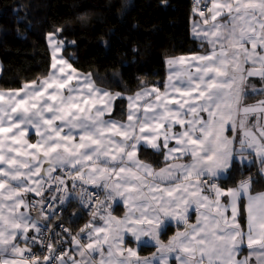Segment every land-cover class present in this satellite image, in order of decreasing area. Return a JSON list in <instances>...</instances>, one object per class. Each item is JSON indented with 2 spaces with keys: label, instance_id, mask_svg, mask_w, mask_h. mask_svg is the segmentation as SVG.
<instances>
[{
  "label": "snow or ice",
  "instance_id": "6c2138e0",
  "mask_svg": "<svg viewBox=\"0 0 264 264\" xmlns=\"http://www.w3.org/2000/svg\"><path fill=\"white\" fill-rule=\"evenodd\" d=\"M200 5L196 0L194 11L203 26L194 35L201 47L208 45L207 53L168 59L165 90L144 88L127 97L126 123L104 118L121 94L98 88L91 75L81 79L67 60L56 59L64 47L59 30L47 36L49 75L19 90H0V264H169V257L175 264H253V258L264 264V192L253 193L257 176H244L241 167L235 185L222 186L237 161L258 165L264 178V99L245 103L248 95L264 93L245 87L250 77L264 82V0H211L210 6L205 0L207 16ZM175 125L184 130L174 132ZM30 130L35 143L27 138ZM173 139L176 146L169 148ZM141 146L163 151L165 166L156 170L141 161ZM57 170H66L65 176ZM69 179L73 189L80 182L81 205L93 207L92 220L81 229L88 242L74 236L69 255L58 250L63 241L57 240L45 246L48 254L36 256L29 245L46 217L20 209L39 206L43 212L45 183L66 191ZM29 193L41 200L28 201ZM117 197L127 206L122 219L108 203ZM193 206L197 220L189 223ZM168 221L184 230L164 244L160 236ZM125 233L142 245L154 242L158 253L139 257L124 247ZM245 248L249 254L238 259Z\"/></svg>",
  "mask_w": 264,
  "mask_h": 264
},
{
  "label": "trees",
  "instance_id": "16d2710c",
  "mask_svg": "<svg viewBox=\"0 0 264 264\" xmlns=\"http://www.w3.org/2000/svg\"><path fill=\"white\" fill-rule=\"evenodd\" d=\"M194 9V0H129L128 5L122 0H0V89L19 88L48 75L52 56L47 36L57 30L65 43L64 55L91 73L98 85L126 95L152 85L162 88L169 58L208 51V45L201 47L191 34L190 23L198 16ZM86 12L92 14L86 23L76 19ZM126 115L127 99L121 97L113 116L124 120ZM140 157L154 165L164 162L163 153L151 148L142 147ZM245 164L237 161L232 178L222 186H234L244 167V176L259 180L253 193L264 191L258 165ZM76 207L71 201L66 218L79 227ZM240 222L245 228V220ZM174 229L169 225L163 237Z\"/></svg>",
  "mask_w": 264,
  "mask_h": 264
},
{
  "label": "crops",
  "instance_id": "0c3cea01",
  "mask_svg": "<svg viewBox=\"0 0 264 264\" xmlns=\"http://www.w3.org/2000/svg\"><path fill=\"white\" fill-rule=\"evenodd\" d=\"M194 2H195V7H196V0H194ZM204 2H205V0H201V5H202ZM207 2H208V4H209V6H210L211 0H207ZM131 3H132V0H130V4H131ZM200 10H202V9H200ZM203 11H205V15L207 16L208 14H207L206 10H203ZM196 12H197V11H196ZM197 14H198V12H197ZM198 26H203V21H202V18L199 16V14H198V16H197L196 18H193L192 21H191V23H190L191 34H192L193 37H195L194 32H195V30H196V28H197ZM57 40H58V41H63V40H61L59 37H57ZM63 42H64V41H63ZM48 43H49V42H48ZM64 46H65V43H64ZM49 47H50V50H51V56H52V48H51V45H50V44H49ZM63 49H64V47L61 49V51H60L59 53H57L56 59L58 60V59H60V58L62 57L63 59L67 60L68 63H70V64L72 65V67H73L74 69H76V71H77L78 73L81 74V79L83 78L84 75H91V79L94 81L95 85H96L98 88L105 89V90H107L108 92L113 93V94H116V93L121 94L120 96H118V97L112 102V109H113V111H112V113H111L110 115H105V117H104L105 119H109V118H110V119H114V120H118V121H121V122H125V123H126V122H127V115H126V118H125L124 120L117 119V118H115V117L113 116V112H114V108H115V103H116L117 99H119V98H121V97H126V99H127V97L135 95L137 92L142 91L144 88H149V89H151V88H158L161 92H163V91L165 90V86H166L167 83H168V76L170 75V69H169V65L167 64V77H166V82H165L164 87L160 88V87H158V86H154V85H152V86H147V87H144V88H141V89L137 90L136 92H134V93H132V94H127V95L124 94V93H122V92H120V91H113V90H110V89H108V88H106V87H102V86L98 85V84L96 83V81L94 80V77H93V75H92L91 73H86V72H83V71L79 70L78 68H76V67L72 64V62H70V60L64 55V53H63ZM206 53H207V51H206V52H194V53H188V54H180V55L175 56V57H172V58H177V57H180V56L191 57V56H193V55H202V54H206ZM172 58H169V59H172ZM52 62H53V56H52ZM52 62H51V64H52ZM2 68H3V66H2V63H1V60H0V76H1V73H2ZM51 70H52V69H50V72H51ZM176 70L179 71V69H176ZM50 72H49V73H50ZM49 73H48V75H49ZM48 75H46L45 77H47ZM45 77H43V78H45ZM43 78H42V79H43ZM40 80H41V79H40ZM31 82H33V81H31ZM31 82H27V83H31ZM24 84H25V83H24ZM22 86H23V85H22ZM22 86H21V87H22ZM21 87H19V88H14V89H0V90H3V91L19 90ZM245 87H246V90H247V91H250L253 87H255V88H257V89L264 88V82H262V81L260 80V78H258V77H250V78H248V80H247V84H246ZM177 98L179 99V97H177ZM262 99H264V93L250 94V95H248V96L246 97V99H245V103H246V104H254V103H256L257 101L262 100ZM127 114H128V100H127ZM204 115H205V117H206L207 114L205 113ZM256 119H257L256 116H251V117H249V121H250V123H251V122H255ZM183 130H184V129H183L180 125H175V126L173 127V131H174V132H177V133H179V132H181V131H183ZM226 134L229 135L230 137L233 135V133H231V132H227ZM27 138H28V140H29L30 143H35V142L37 141V139H38V137L34 134V130H30L29 135H28ZM160 142H161V144H162V138H161ZM175 146H176V140L173 139V140H171V141L169 142V148H173V147H175ZM142 147H144V146H141V147L139 148L138 152H137L138 158H139L141 161L151 164L156 170H159V168L165 166V162H162L160 165H154V164L151 163V162H148V161H146V160H143V159L140 157V149H141ZM235 147L238 148L239 145L236 144ZM146 148H150V147H146ZM162 153H163V151H162ZM163 159H164V156H163ZM189 159H190V157H189V158H184V159H182V160H177V161H175V162H177V163H187V162L189 161ZM58 171H66V170H58ZM89 186L93 187L92 185H89ZM94 188H95V187H94ZM262 192H264V191H262ZM33 194H34V193H29V194H28V196H27V200H28V201L30 200V197H31ZM205 194H207V193H205ZM108 203H110L111 206H112V215H113L114 217L118 218V219H122V218L124 217V215H125V212L127 211V206L123 203V200H122L121 198L117 197L115 200H113V201H109ZM20 211H30L31 216H32L33 218H35V216L33 215V212H32L31 209H23V208H22V209H20ZM228 215H229V217H230V211L228 212ZM196 220H197V214H196V212H195V206H193V208L189 210V223H195ZM98 223H99V222H98ZM167 224H168V226H169V225H174V226H175V229H174L173 233H171L168 237H163V233H164V231L167 229L168 226H167L166 229L161 233L160 239H161V241H162L164 244H167L168 241H169L173 236H175V234H176L177 231H183V230H184L183 226H182V225L177 226V223H176L175 221H168ZM245 230H246V226H245ZM142 239H143V240H150L149 237H143ZM20 246H21V247H25V245H24L23 243H21ZM124 247H125V248H132V249L136 250L138 256L141 257V258H143V257H151L154 253H158V247L155 246V243H154V242H152L150 245H142V244H140L139 242H136V241L134 240V238L131 237V234H130V233H125ZM141 247H146L147 251H143V252H142ZM106 248H107V246L105 245V250H106ZM74 251H75V246L73 247V249H72V251L69 253V255H72V254L74 253ZM248 254H249V253H248L247 249L245 248V250H244L242 253H240V254L238 255L237 258H238V259L243 258V256H247ZM94 255H95V258H96V259H99L98 254H94ZM77 258H78V257H77ZM172 259H174V257H169V264H172ZM153 264H160V262H159L158 260H157V261H153ZM253 264H255L254 258H253Z\"/></svg>",
  "mask_w": 264,
  "mask_h": 264
},
{
  "label": "built area",
  "instance_id": "2783aa9c",
  "mask_svg": "<svg viewBox=\"0 0 264 264\" xmlns=\"http://www.w3.org/2000/svg\"><path fill=\"white\" fill-rule=\"evenodd\" d=\"M202 10H205L204 3L201 5ZM58 176H65L66 171H56L54 173ZM88 189L90 193L93 195L99 194V198H104V193L97 188L91 187L89 185L84 186ZM80 182H77L75 189H73L72 182L69 179L67 181V190H63V186H61V190L57 191V186L52 184L49 188V184L45 183L43 189V202H44V210L40 211L39 206L34 209H31L33 215L36 217L37 215H41L42 217H46V219L41 220L42 233L37 239V242L34 245H29L31 247V251L35 253L36 256L43 257L47 253V248L45 247L48 243H53L57 240H62L63 244L57 246L59 251H68L69 253L72 251L73 237L81 239V243H87L88 241L84 239V233H81V229L85 227V225L89 224L92 220L91 213L93 211L92 206H82L79 200L80 195ZM55 197L56 199H52ZM61 198L65 199V203L61 205ZM41 200L40 196H36L33 194L30 197V202L36 203ZM71 201H75L77 212L81 213L82 216L78 218L80 219V226H76L74 222H71L66 218L67 213L70 212L68 206ZM75 217H77V214ZM72 215V213H70ZM30 235H37L34 231H30ZM50 237H54V239H50ZM43 241V243H41Z\"/></svg>",
  "mask_w": 264,
  "mask_h": 264
},
{
  "label": "clouds",
  "instance_id": "9594fccd",
  "mask_svg": "<svg viewBox=\"0 0 264 264\" xmlns=\"http://www.w3.org/2000/svg\"><path fill=\"white\" fill-rule=\"evenodd\" d=\"M122 3L126 4L127 3V0H122ZM91 13H79L77 14V17L76 19L81 21V22H87L90 18H91Z\"/></svg>",
  "mask_w": 264,
  "mask_h": 264
},
{
  "label": "water",
  "instance_id": "95a60500",
  "mask_svg": "<svg viewBox=\"0 0 264 264\" xmlns=\"http://www.w3.org/2000/svg\"><path fill=\"white\" fill-rule=\"evenodd\" d=\"M80 216H82V214H81V213H78V214H77V217L74 218V219L76 220V219L79 218Z\"/></svg>",
  "mask_w": 264,
  "mask_h": 264
},
{
  "label": "rangeland",
  "instance_id": "374dc122",
  "mask_svg": "<svg viewBox=\"0 0 264 264\" xmlns=\"http://www.w3.org/2000/svg\"><path fill=\"white\" fill-rule=\"evenodd\" d=\"M128 1H129V0H127V3H126V5H128ZM200 9H202V8H201V5H200ZM57 37H58V36H57Z\"/></svg>",
  "mask_w": 264,
  "mask_h": 264
}]
</instances>
